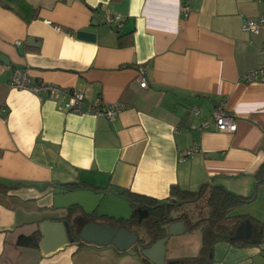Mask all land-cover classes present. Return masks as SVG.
Listing matches in <instances>:
<instances>
[{"label":"crops","instance_id":"1","mask_svg":"<svg viewBox=\"0 0 264 264\" xmlns=\"http://www.w3.org/2000/svg\"><path fill=\"white\" fill-rule=\"evenodd\" d=\"M259 17L264 0H0V264H147L138 242L119 251L71 241L49 253L16 245L20 235L40 240L45 219L70 222L72 204L129 218L121 190L167 202L171 186L208 183L250 195L264 163V82L242 75L264 66V27L254 34L243 23ZM4 64L26 69L33 83L80 91L86 103L124 108L112 120L65 112L56 100L10 88ZM220 101L236 119L233 133L200 127ZM192 146L197 152L181 158ZM166 243V262L195 256L200 229ZM209 264H264V240L218 241Z\"/></svg>","mask_w":264,"mask_h":264},{"label":"trees","instance_id":"2","mask_svg":"<svg viewBox=\"0 0 264 264\" xmlns=\"http://www.w3.org/2000/svg\"><path fill=\"white\" fill-rule=\"evenodd\" d=\"M254 176L259 182H264V163H262ZM61 190H71L75 187H81L77 183H58ZM7 189L0 184V192H6ZM256 187L248 196L234 194L222 186L217 184L203 183L196 191L181 190L177 186H171L169 197L178 201L186 202L200 201L204 197V204L200 208L196 218L189 217L187 213H181L179 217H171L169 214L176 206L167 204L165 201H158L153 198L132 193L130 191L121 190L119 195L127 199L131 206V215L129 218H112L107 217L106 221L114 226L125 227L130 231L136 232V229L143 230L144 237L139 235L138 246L139 252L142 248L150 246L155 240L163 237L167 233V227L171 222L182 220L186 225L187 231L200 229L201 246L199 252L195 256L182 257L176 261V264H209L211 261V253L214 244L218 241H226L233 244H259L264 240V223L255 220H250L252 231L248 238L234 239L231 237L235 232V228L239 223L248 219L243 215H231L230 212L239 206L251 202L254 199ZM206 210L205 213L203 210ZM97 216L94 213H85L77 204H72L67 207V217L70 222L64 223L71 231L73 241H82L78 238L80 228L89 221H93L92 217ZM234 218V222L229 227L225 224L229 218ZM39 233L30 235H20L16 240V245L24 247H38ZM147 264H151L146 258L142 257Z\"/></svg>","mask_w":264,"mask_h":264},{"label":"built area","instance_id":"3","mask_svg":"<svg viewBox=\"0 0 264 264\" xmlns=\"http://www.w3.org/2000/svg\"><path fill=\"white\" fill-rule=\"evenodd\" d=\"M184 15L188 12V7L183 5L181 7ZM104 21L111 26L119 27L121 25L120 17L117 15H106ZM264 27V18L244 20L243 29L245 31L258 34L260 29ZM56 29H59L56 27ZM20 42L16 41L18 45ZM264 51V48H262ZM4 70L8 73L7 84L10 88L26 90L34 93L39 99L50 98L59 102L60 108L65 112H73L78 114H93L102 115L108 120H112L114 116L124 108L121 103H114L107 105L100 99H95L92 102H85L82 92L77 90L65 89L51 83H33L30 75L26 69L21 67H13L9 64H4ZM244 82L260 81L264 82V66L251 69L242 75ZM137 82L140 87H146L145 70L143 67L139 68ZM213 125L215 130L219 132L233 133L236 131L237 123L233 114L226 111L223 101L216 103L207 120L201 122L200 127L203 129ZM197 152V147L192 146L180 153V157L184 158L193 155Z\"/></svg>","mask_w":264,"mask_h":264},{"label":"water","instance_id":"4","mask_svg":"<svg viewBox=\"0 0 264 264\" xmlns=\"http://www.w3.org/2000/svg\"><path fill=\"white\" fill-rule=\"evenodd\" d=\"M77 37L85 40H93L94 35L91 32L78 31ZM257 184L258 182L255 184V187ZM108 191L116 194L112 190ZM166 203L179 206L183 202L171 198ZM40 230L42 238L39 240L38 246L43 253H49L73 241L71 231L63 221L45 219L40 223ZM251 231L252 224L250 220H244L238 224L231 239H246L250 236ZM184 232H186V226L182 220L171 222L167 227L166 235L155 240L150 246L142 248L140 251L141 255L152 264H175L176 261L174 260L166 262L165 244L170 236ZM77 236L83 242L96 245H113L119 251L129 249L139 240V235L136 232L130 231L125 227L96 222H86L80 228Z\"/></svg>","mask_w":264,"mask_h":264},{"label":"rangeland","instance_id":"5","mask_svg":"<svg viewBox=\"0 0 264 264\" xmlns=\"http://www.w3.org/2000/svg\"><path fill=\"white\" fill-rule=\"evenodd\" d=\"M204 200H205V198L203 197L201 200V203H200V201H193V202H186V203L181 204L179 206H175L173 208V210H171L169 215L171 217H179V215L181 213H187V214H189V217H192L194 219V218H196L200 208L203 206ZM128 204H129V202H128ZM234 209L230 212V216L231 215H243V216L247 215V216L252 217L256 220H260V223H262V221H264V184H262L260 187H259V185L257 186L256 198L253 201L245 203V204H241ZM125 210H127V209H125ZM205 211L206 210L204 209L203 212L205 213ZM124 212H125V214H130V213H127V212H129L128 210L124 211ZM92 219L94 221H89V222H96L97 223V222H101V221L106 220V218H103V217L101 218L100 216H94V217H92ZM245 220H247V219H245ZM233 222H234V218L231 217L228 220H226L225 224L230 227ZM102 223H104V222H102ZM135 230L138 231V229H136V228H135ZM139 234L142 237H144L143 230L139 229ZM240 240H242V239H240Z\"/></svg>","mask_w":264,"mask_h":264}]
</instances>
